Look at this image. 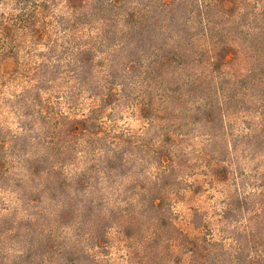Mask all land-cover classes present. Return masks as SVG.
<instances>
[{"label": "trees", "instance_id": "16d2710c", "mask_svg": "<svg viewBox=\"0 0 264 264\" xmlns=\"http://www.w3.org/2000/svg\"><path fill=\"white\" fill-rule=\"evenodd\" d=\"M23 37L0 264H264V0H0Z\"/></svg>", "mask_w": 264, "mask_h": 264}, {"label": "rangeland", "instance_id": "374dc122", "mask_svg": "<svg viewBox=\"0 0 264 264\" xmlns=\"http://www.w3.org/2000/svg\"><path fill=\"white\" fill-rule=\"evenodd\" d=\"M21 45V50L19 52V60H18V63L15 64L13 62L7 64L6 62L3 64V65H0V78L1 80H3V82H5L6 80H10V76H6V72H11L12 70H16L18 71L19 73L22 72L23 70V64L25 62V53L26 51L29 49L31 43H30V39L28 37H23L20 39V43ZM9 66V68H8ZM16 94H20V89L19 88H12L10 89L9 91H6V103H8V98H11L12 95H16ZM6 112V111H5ZM6 118H7V121L10 122V124H16V120L14 118V116L10 115L9 113H6ZM132 125L136 128H138V125L137 123H132ZM211 201L210 200H207V199H203V204H201L200 206L201 207H204L206 209L210 208L211 206ZM179 210L183 213L185 212V206H181L179 208ZM184 215V213H183Z\"/></svg>", "mask_w": 264, "mask_h": 264}]
</instances>
